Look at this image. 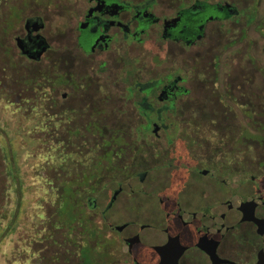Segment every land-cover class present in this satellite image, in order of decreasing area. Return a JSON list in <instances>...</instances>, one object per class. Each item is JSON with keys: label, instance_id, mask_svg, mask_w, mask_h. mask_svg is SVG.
Listing matches in <instances>:
<instances>
[{"label": "flooded vegetation", "instance_id": "1", "mask_svg": "<svg viewBox=\"0 0 264 264\" xmlns=\"http://www.w3.org/2000/svg\"><path fill=\"white\" fill-rule=\"evenodd\" d=\"M167 5L28 0L20 20L0 25V53L21 69L40 66L45 145L62 151L49 181L72 183L69 207L103 247L92 264H160L165 246L183 248L179 264H213L211 254L255 264L264 252V160L251 144L253 113L240 110V86L254 80L232 78L247 69L210 51L238 28L248 36L245 14L257 7ZM116 129L121 142L108 137Z\"/></svg>", "mask_w": 264, "mask_h": 264}, {"label": "rangeland", "instance_id": "2", "mask_svg": "<svg viewBox=\"0 0 264 264\" xmlns=\"http://www.w3.org/2000/svg\"><path fill=\"white\" fill-rule=\"evenodd\" d=\"M27 1L0 0V25L13 17L20 20L22 6ZM160 1L167 5L174 0ZM227 1L242 9L255 6L257 11L250 8L245 14L253 23L249 37L244 38L239 28L235 30L239 37L231 32L226 34L222 43L212 44L210 57L220 52L222 64L239 62L247 69L244 75L242 72L238 77L231 76L238 80H254L252 86L247 82L240 86L245 96L241 98L240 110L251 111L253 121L264 126V0ZM171 12L168 9L164 14ZM253 14H257L256 20L252 19ZM21 63L18 58L11 59L0 53V264H81V253L88 249L91 250L87 255L91 263L98 261L103 255L102 245L97 244L98 239L92 236L94 233L80 226L76 210L70 209L68 197L72 192L64 194L65 188L69 192L73 190L72 183L49 181L59 174L60 163L56 159L62 151L45 145L47 139L38 102L42 91L36 85L39 82L36 68L40 66L21 69L18 68ZM24 77L30 78L26 84L21 81ZM249 122V118L242 116L241 126ZM114 126L119 125L115 122ZM259 132L264 134V129L257 127V137L251 144L258 158L264 160V143L260 144ZM108 137L115 142L122 140L119 129Z\"/></svg>", "mask_w": 264, "mask_h": 264}, {"label": "water", "instance_id": "3", "mask_svg": "<svg viewBox=\"0 0 264 264\" xmlns=\"http://www.w3.org/2000/svg\"><path fill=\"white\" fill-rule=\"evenodd\" d=\"M171 247L165 246L163 248L158 249L160 255H162L163 260L160 264H179V259L182 255L183 248H180L178 252L170 251ZM212 263L213 264H227L230 263L226 260L219 259L216 255L211 254ZM255 264H264V252H261L258 257V262Z\"/></svg>", "mask_w": 264, "mask_h": 264}, {"label": "trees", "instance_id": "4", "mask_svg": "<svg viewBox=\"0 0 264 264\" xmlns=\"http://www.w3.org/2000/svg\"><path fill=\"white\" fill-rule=\"evenodd\" d=\"M253 15H255V17L253 16L252 19H253V20H256V19H257V14H253ZM253 20H252V21H253ZM251 23H252V22H251ZM263 26H264V25H263ZM247 37H248V36L246 35L244 38H247ZM262 38L264 39V33H262ZM234 43H235V42H234ZM220 56H221V55L218 56V58H219V59H218V62H219V63H222V61L220 60V58H221ZM224 63H225V62H224ZM225 64L227 65V64H229V63H225ZM259 71H260V70H259ZM263 74H264V72H263ZM256 127H258V130H260V128H261V129H262V128L264 129V126H263V124H261V123H260V124H259V123H256ZM260 135H264V134H262L261 132H259V138L263 137V136H260ZM13 178H15V177L13 176ZM16 179H17V178H16ZM14 181H15V183H16V180H14ZM85 264H92L91 261H90V258L86 260V263H85Z\"/></svg>", "mask_w": 264, "mask_h": 264}]
</instances>
